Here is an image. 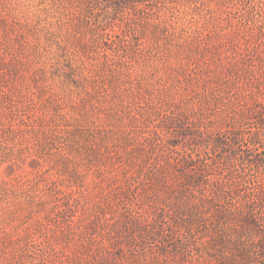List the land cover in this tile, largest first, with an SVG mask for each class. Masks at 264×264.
I'll return each instance as SVG.
<instances>
[{
    "label": "rangeland",
    "instance_id": "rangeland-1",
    "mask_svg": "<svg viewBox=\"0 0 264 264\" xmlns=\"http://www.w3.org/2000/svg\"><path fill=\"white\" fill-rule=\"evenodd\" d=\"M0 264H264V0H0Z\"/></svg>",
    "mask_w": 264,
    "mask_h": 264
}]
</instances>
